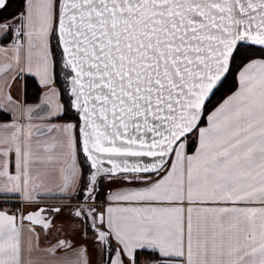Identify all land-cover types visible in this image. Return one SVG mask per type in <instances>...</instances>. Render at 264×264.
<instances>
[{"label": "snow or ice", "instance_id": "snow-or-ice-1", "mask_svg": "<svg viewBox=\"0 0 264 264\" xmlns=\"http://www.w3.org/2000/svg\"><path fill=\"white\" fill-rule=\"evenodd\" d=\"M11 2L0 264H264V0Z\"/></svg>", "mask_w": 264, "mask_h": 264}, {"label": "crops", "instance_id": "crops-1", "mask_svg": "<svg viewBox=\"0 0 264 264\" xmlns=\"http://www.w3.org/2000/svg\"><path fill=\"white\" fill-rule=\"evenodd\" d=\"M8 42H4V44L6 45ZM26 77H30V76H21V77H17L15 79V81H12V80H9L8 82L10 83L11 87H10V92H11V95L16 98L17 100H20V101H24L28 104H31V105H35V104H38L40 102V99H41V96L43 95V92L44 90L40 87L39 83L35 80V78L33 77V79L36 81L38 87H39V90L38 92H36V95H35V98L32 99V100H27L26 99V94H27V91H26V87H25V78ZM62 103H66V101H62ZM60 122H66V121H60ZM83 162V161H82ZM81 162V159H80V163L82 164ZM115 182V183H114ZM112 184H108L107 186H105V189H114L115 187L119 186L122 182L117 180V181H114ZM49 201H55L56 203H61V201L59 199H48V200H45L43 202H49ZM75 201V200H73ZM104 202L106 203V200L104 199V197H101L100 201H98V205L101 203V202ZM12 202H15V201H12ZM12 202H10V204H12ZM17 202V201H16ZM14 204V203H13ZM17 204V203H16ZM14 204L16 207L17 205ZM47 205H52V204H47ZM4 208H8L9 210L12 208L9 206V204H4L3 205ZM28 210H31L27 207L23 208V211L26 213V211ZM59 215H64V218L67 219V223H60V222H57L56 219L54 221V223L56 224L57 228L60 227V225H63L64 226V229L67 231L66 232V237L67 238H72L75 240L76 244H81V243H85V241L82 240V238L78 235H75L72 231H71V223L69 221V218L67 216V209H65V211ZM39 230V229H38ZM55 234H56V229H53V235L50 236L48 239L50 240H54L55 239ZM65 237V233L64 232H61L60 233V238H66ZM46 240L43 236V233H41V246H45L46 245ZM87 246H88V258H89V261H90V264H97V251L93 249V246L92 244L90 243V240H88L87 242Z\"/></svg>", "mask_w": 264, "mask_h": 264}, {"label": "trees", "instance_id": "trees-1", "mask_svg": "<svg viewBox=\"0 0 264 264\" xmlns=\"http://www.w3.org/2000/svg\"><path fill=\"white\" fill-rule=\"evenodd\" d=\"M16 10H17V0H12L8 9L3 13V17L4 18L8 17L10 13H12ZM5 42H8V41H5ZM25 83H26L25 87H26V91H27L26 99L32 100L35 98L36 92H38L39 87H38L36 81L33 79V77H26ZM63 101L64 102L66 101V97Z\"/></svg>", "mask_w": 264, "mask_h": 264}, {"label": "flooded vegetation", "instance_id": "flooded-vegetation-1", "mask_svg": "<svg viewBox=\"0 0 264 264\" xmlns=\"http://www.w3.org/2000/svg\"><path fill=\"white\" fill-rule=\"evenodd\" d=\"M81 161H83V157H82V155H81ZM109 183H107V182H105L104 183V188H105V186H107ZM73 203H75V201H73ZM56 204H60V203H56ZM52 205H54V204H52ZM28 211H30V210H28ZM28 211H26V213L28 212ZM57 217V219H56V221L57 222H60L61 224L62 223H67V219L66 218H64V215H58V216H56Z\"/></svg>", "mask_w": 264, "mask_h": 264}, {"label": "built area", "instance_id": "built-area-1", "mask_svg": "<svg viewBox=\"0 0 264 264\" xmlns=\"http://www.w3.org/2000/svg\"><path fill=\"white\" fill-rule=\"evenodd\" d=\"M16 204L17 205V207L14 205V204ZM42 203H46V204H56V202L55 201H49V202H42ZM12 204L14 205V207H12L11 209H10V211H16V209L18 208V207H20V204H19V201H15V202H12Z\"/></svg>", "mask_w": 264, "mask_h": 264}, {"label": "rangeland", "instance_id": "rangeland-1", "mask_svg": "<svg viewBox=\"0 0 264 264\" xmlns=\"http://www.w3.org/2000/svg\"><path fill=\"white\" fill-rule=\"evenodd\" d=\"M66 103H67V98H66ZM82 162V161H81ZM83 163V162H82ZM115 183V182H114ZM46 204V203H45ZM13 205V204H12ZM14 207V206H13ZM67 232V231H66ZM90 240V243L92 244V242H91V239H89ZM97 254V264H99V255H98V252L96 253Z\"/></svg>", "mask_w": 264, "mask_h": 264}, {"label": "water", "instance_id": "water-1", "mask_svg": "<svg viewBox=\"0 0 264 264\" xmlns=\"http://www.w3.org/2000/svg\"><path fill=\"white\" fill-rule=\"evenodd\" d=\"M82 155V154H81Z\"/></svg>", "mask_w": 264, "mask_h": 264}]
</instances>
